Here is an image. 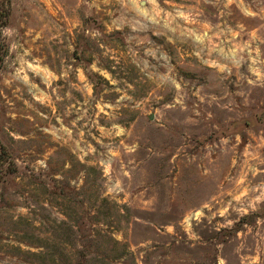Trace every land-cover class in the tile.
I'll list each match as a JSON object with an SVG mask.
<instances>
[{"label":"rangeland","instance_id":"obj_1","mask_svg":"<svg viewBox=\"0 0 264 264\" xmlns=\"http://www.w3.org/2000/svg\"><path fill=\"white\" fill-rule=\"evenodd\" d=\"M264 264V0H9L0 264Z\"/></svg>","mask_w":264,"mask_h":264},{"label":"trees","instance_id":"obj_2","mask_svg":"<svg viewBox=\"0 0 264 264\" xmlns=\"http://www.w3.org/2000/svg\"><path fill=\"white\" fill-rule=\"evenodd\" d=\"M8 13H9V0H0V27L6 25V19Z\"/></svg>","mask_w":264,"mask_h":264}]
</instances>
